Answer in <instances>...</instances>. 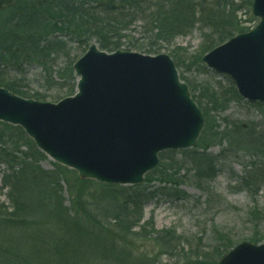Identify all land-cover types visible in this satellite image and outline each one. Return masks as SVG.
Instances as JSON below:
<instances>
[{
	"label": "trees",
	"instance_id": "1",
	"mask_svg": "<svg viewBox=\"0 0 264 264\" xmlns=\"http://www.w3.org/2000/svg\"><path fill=\"white\" fill-rule=\"evenodd\" d=\"M250 7L251 0H16L0 10V87L45 100V94H30L19 79L7 78L29 64L40 67L49 88L60 89L53 101L72 95L76 85L72 64L78 57L69 58L61 68L55 69L53 62L59 53L69 55L65 38L85 47L83 52L92 39L100 49L112 52L134 25L147 40L149 54L171 46L195 24L208 28L203 44L188 61L177 51L169 54L177 68L206 72L202 55L257 20ZM131 48L133 44L126 47ZM179 75L202 111L203 129L193 147L160 152L157 166L140 184L80 179L74 170L55 162L46 169L41 161L47 157L22 128L0 121V165L5 168L0 192L6 189L8 200L0 202V264H218L233 243L212 252L186 249V240L172 230L156 229L152 218L143 221V209L163 188L174 191L166 195L187 197L180 185L189 173L195 177L193 184L204 190V181L217 175L216 165L225 151L262 156L251 161L252 168L239 185L247 184L246 177L264 182V131L226 119L221 127L219 114L231 102L241 101L227 77V86L221 89L206 82L192 84ZM252 104L264 115V103ZM212 145H221V152L209 153ZM153 181L162 187L149 189ZM248 241L259 243L261 238L254 235Z\"/></svg>",
	"mask_w": 264,
	"mask_h": 264
},
{
	"label": "water",
	"instance_id": "2",
	"mask_svg": "<svg viewBox=\"0 0 264 264\" xmlns=\"http://www.w3.org/2000/svg\"><path fill=\"white\" fill-rule=\"evenodd\" d=\"M15 2L0 0V9ZM251 13L258 22L211 48L202 62L228 77L242 99L264 103V0H252ZM72 68L75 93L56 102L0 87V121L20 126L80 179L139 184L160 152L195 145L204 116L168 54L106 52L92 42ZM218 264H264V243L241 241Z\"/></svg>",
	"mask_w": 264,
	"mask_h": 264
},
{
	"label": "rangeland",
	"instance_id": "3",
	"mask_svg": "<svg viewBox=\"0 0 264 264\" xmlns=\"http://www.w3.org/2000/svg\"><path fill=\"white\" fill-rule=\"evenodd\" d=\"M241 17L246 18L247 15H241ZM257 22L258 19L251 27ZM208 31V28L202 30L200 24H195L187 34L177 36L174 44L161 49L158 53L169 55L174 50L179 52L185 61H188L192 55L198 52L203 44L204 34ZM143 36L140 27L134 25L128 30L127 37L122 39V46L118 49L154 55L145 52L147 40ZM65 42L67 44L65 50L69 55L57 54L53 58L55 69L64 66L69 58L80 57L84 53L85 47L79 45L74 39L66 37ZM92 42L95 40L92 39L90 43ZM132 44L134 48L126 49L128 45ZM206 69L205 72L191 67L190 71H185L180 67L178 71L192 84L206 82L213 88L221 89L227 86L224 75ZM7 78L19 79L22 84L26 85L25 89L30 94L36 92L45 94L46 99L40 101L54 102L52 97L60 92L57 86L48 87V80L44 78L40 67L35 65L26 64L22 67L21 72H9ZM224 119L253 125L254 130L264 131V115L252 103L243 99L231 102L227 110L219 114L218 120L221 127L225 125ZM221 150V145H212L208 152L217 155ZM261 157L250 155L247 150L225 151L224 155L218 159L217 175L213 180L204 181L206 182L204 190L193 184L192 181L195 177L191 173L187 174L185 182L180 185V188L188 196L178 199L165 194V192H174L173 189L163 188V193L158 191L145 205L143 221L152 218L156 229H170L186 240L184 243L186 249L199 247L202 252H212L215 248L219 250L226 242L235 244L249 240L254 235L261 238V242L264 243V182L251 181L246 177L247 184L239 185L240 178L251 170V161H257ZM52 162L54 161L47 157L41 161V165L50 169ZM4 169V165L1 164L0 176ZM182 173L180 172V174ZM161 187L162 184L153 181L150 183L149 189ZM6 191L3 189L0 192V202L4 201L5 204L8 202ZM37 240L39 239L37 238Z\"/></svg>",
	"mask_w": 264,
	"mask_h": 264
}]
</instances>
